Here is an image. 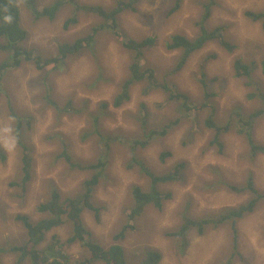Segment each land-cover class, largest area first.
<instances>
[{
  "label": "rangeland",
  "instance_id": "374dc122",
  "mask_svg": "<svg viewBox=\"0 0 264 264\" xmlns=\"http://www.w3.org/2000/svg\"><path fill=\"white\" fill-rule=\"evenodd\" d=\"M17 1L22 26L29 35L23 46L42 58H53L58 55L61 44L85 36L90 27L103 22L97 15L85 13L81 14L76 28L65 31L63 24L71 15L70 5H65L51 21L37 19L25 0ZM55 1L37 0L35 4L42 10ZM77 1L103 6L107 10L117 3V0ZM206 1L183 0L180 9L171 15L175 0H140L135 12L126 10L118 16L122 39L103 33L92 53L87 52L77 60L69 59L64 67L53 69L51 65L42 72L34 64L24 62L0 81V153L6 155L5 160L0 156V246L25 242L27 233L17 217L28 215L32 221L45 217L38 211V206L48 200L52 186L63 196L84 191V182L92 171L71 169L70 165L58 161L56 155L58 149L61 150V143L50 135L57 131L65 136L75 162L84 166L93 164L109 148H105L98 136L84 139L91 118L82 109L85 100L90 101L88 109L93 112L98 110L101 102L107 101L111 104L107 112L110 117H103L100 122L103 136H112L118 141L111 143L105 175L92 199L101 214L97 218L92 210L83 213L89 230L87 239L109 247L115 243L114 238L122 228L130 224L134 225V230H128L121 242L128 264H142L148 251H158L162 255L159 264H264V200L238 223L240 247L237 252L232 250L234 232L228 223L220 227L210 224L204 233L195 229L186 237L171 235L184 224V216L216 219L222 212L237 208L252 198L248 191L233 193L226 185L212 189L209 184L214 181L241 185L253 175L257 190L264 195V153L259 152L253 157L233 123V131L222 136L223 153L219 154L214 148L207 154L215 133L206 126L212 115L217 122L225 124L232 112L237 121L238 114L248 118L264 108V98L250 97L255 92H264L261 68L264 63V23L246 15L249 11H264V0H215L209 28L223 27V35L235 46L234 50H227L218 41H210L175 72L181 52L169 50L167 45L174 35L192 39L199 34ZM147 37L155 38L156 43L146 50L144 61L147 67L155 68L158 82L153 87L147 81L134 85L129 102L116 109L112 103L119 87L129 77L131 62V53L123 43L127 38L141 41ZM8 53L0 50V63L7 59ZM236 59H242L252 68L250 78L236 75ZM205 60L208 63L203 68ZM103 69L113 83H97V76ZM163 84L170 87L174 96L187 94V103L193 109L183 108L185 100L171 98L161 87ZM48 86L52 88L50 93ZM46 92L48 99L51 95L49 101L70 112L57 113L56 107L46 101ZM70 100L74 101V107L66 106ZM201 104L205 107L194 111ZM13 111L23 117L22 140L30 145L35 161L34 178L25 194L11 186L19 178L22 165V147L16 138L17 123ZM254 135L256 142L264 145V116L256 120ZM136 140L145 145L138 144L133 148ZM167 152L170 156L164 158L163 154ZM134 158L159 176L169 173L178 164L185 163L186 166L177 182L161 187L172 194L164 209L149 206L133 221L129 218L134 207L133 189L141 186L149 190L151 185L149 177L133 164ZM71 230L70 224L54 229L40 248H45L52 236L57 235L72 264L83 260L88 254L86 248L80 243H66ZM16 260V255L9 254L0 259V264H16ZM25 264L33 263L28 258Z\"/></svg>",
  "mask_w": 264,
  "mask_h": 264
},
{
  "label": "trees",
  "instance_id": "16d2710c",
  "mask_svg": "<svg viewBox=\"0 0 264 264\" xmlns=\"http://www.w3.org/2000/svg\"><path fill=\"white\" fill-rule=\"evenodd\" d=\"M36 1L37 0H25L27 5L32 8L37 19L47 18L53 21L65 5H70L72 7L71 15L63 24V29L65 31L76 28L80 23L81 14L85 13L97 15L103 20V22L99 25L90 27L85 36H80L72 41H66V43L61 44L58 47V55L53 58H42L40 56H35L34 52L23 46V42L29 35L22 26L21 9L18 1L0 0V50L10 52L6 57L7 59L0 63L1 82L7 74L21 67L24 62L34 64L36 69L42 72L46 71L47 67L51 65L53 66V69L64 67L68 64L69 59L77 60L87 52L92 53L97 44L98 37L103 33H109L112 36L117 35L119 39H122L123 31L120 27L118 16L126 10H132L135 12L136 5L140 0H117L116 6L111 10H107L102 6L81 4L77 0H57L42 10H39L35 4ZM182 1L183 0H175V5L170 12L171 15L180 9ZM214 4H216L215 0H207L203 3L204 13L199 24L200 31L197 36L189 39L184 35H174L171 42L167 45L169 50L181 52L180 59H178L177 63L178 68L175 72L181 70L186 65L191 55L205 47L210 41H218L227 50H234L235 46L227 41L223 35L225 33L223 27L209 28L208 22L212 16V7ZM246 15L254 21H262L264 23V11L258 13L249 11ZM155 43L156 39L153 37H147L141 41L127 38L124 41L123 46L131 53V62L129 64V77L119 87L118 94L115 96L112 103V106L116 109H121L129 102L131 89L134 85L147 81L149 86L153 87L154 84L158 82L155 68L147 67L144 61L146 50L153 47ZM207 63L208 60H205L202 65L203 68ZM261 68L264 75V63H262ZM234 69L236 75L241 78H250L252 74V68L243 62L242 59L235 60ZM48 72L51 73L52 71ZM101 81L106 83L114 82L113 79L107 76V72L104 69L101 74L97 76V83H100ZM201 82L207 90L208 86L205 80L202 79ZM94 85H96V82H94ZM161 87L171 98L184 99L185 104L183 108L187 110L193 109V107H190L187 103V94L178 93L174 96L172 90L167 84H163ZM51 90L52 88L48 86L49 93ZM250 97L252 99L256 97L263 99L264 92L261 94L255 92L253 95L250 94ZM45 98L48 104L56 107L55 109L57 113L68 114L70 112L68 108H60L56 102L49 101L51 95H49L48 99L47 92ZM89 104L90 101L85 100L82 109L83 112L89 113V117L91 118L90 126L88 131L84 134V139L91 136H98L105 144V148L107 147L109 149L104 151L93 164L84 166L81 163L74 161V156L71 153V145L66 140L65 136L57 131L51 132L52 134L50 135V138L53 140H59L61 143V150L63 149L62 152L58 149L56 155L57 160L70 165L71 169H89L92 171V175L89 179L85 180L84 191L82 193H74L75 195L72 194L73 196H63L62 192L57 187L52 186L49 190L48 200L38 206V211L45 215V217L39 221H32L28 215H19L17 221L21 222L26 230V240L22 245H12L9 247L0 246V259L5 255L11 254L17 256L16 264H25L28 258L33 264H72L69 255L63 250V242L57 235L52 236V241L45 248H40L42 243L46 240L48 233L52 232L54 229L70 224L72 230L66 243H80L86 248L88 253L83 260L73 264H128L126 251L121 242L126 238L128 230H134V225L127 224L124 226L115 236V243L106 248L99 243L87 239L89 230L83 218V213L85 210H92L95 212L97 218H99L101 214L100 208H96L93 205L92 199L95 189L105 175L111 143L118 141L117 138L112 136H103L100 123L103 117H110L107 112L111 104L107 101L101 102L98 105V110L96 112L88 109ZM66 106L74 107V101L70 100ZM204 107L205 106H202L201 104L197 106L196 109L194 108V111H200L201 108ZM12 116L17 123L16 138L22 147V165L19 178L12 182L11 186L15 187V189H21L25 194L34 178L33 165L35 162L30 145L22 140L23 117L19 116L14 111L12 112ZM233 116L234 113L232 112L229 115L230 119H228L225 124L217 122L214 115L208 118L206 126L214 131L215 135L209 143L207 154L214 148L218 149L219 154L223 153L225 144L222 140V136L233 131V123L236 125V132L238 135L246 140L249 146V151L253 157H256L259 152L264 153V145L258 144L254 135L256 120L260 116H264V108L250 114L248 118H243L241 114H238L237 121H234ZM28 120L30 122L32 121L31 116ZM153 134L156 135L157 132L154 131ZM138 144L145 145V143L136 140L133 144V148ZM0 156L2 157V160L6 159L4 153H0ZM168 156H170L169 152L163 154L164 158ZM133 164L138 165L142 172L149 177L151 183L149 190H144L141 186H136L133 189L134 207L131 210L129 218L134 221L140 217L149 206H153L159 210L164 209L165 202L172 198V194L161 190V187L171 182H177L180 179L181 172L186 164H178L171 169L169 173L161 176L154 174L143 162L138 161L136 158L133 159ZM224 185H226L228 191L233 193L239 194L248 191L252 198L237 208H232L225 213L222 212L216 219H194L190 216H184V224H182L178 231L171 232V235L186 237L187 234L195 229L204 233L210 224L215 227H220L228 223V225L232 226L234 232L232 250H234L233 252H237L240 247L237 225L241 220L245 219L256 210L259 202L264 200V195H260L257 190L253 175L249 176L247 181L241 185L229 182L221 184L220 182L214 181L209 184V187L214 189ZM161 260L162 255L158 251H148L147 257L142 264H159Z\"/></svg>",
  "mask_w": 264,
  "mask_h": 264
},
{
  "label": "bare ground",
  "instance_id": "6f19581e",
  "mask_svg": "<svg viewBox=\"0 0 264 264\" xmlns=\"http://www.w3.org/2000/svg\"><path fill=\"white\" fill-rule=\"evenodd\" d=\"M105 6V5H104ZM103 7V6H102ZM108 7V6H107ZM151 49V48H150ZM58 73V72H57ZM55 75V74H54ZM209 77V76H208ZM54 79V78H53ZM53 79H52V81H53ZM54 88V87H53ZM35 162V161H34ZM226 175V174H225ZM223 176H224V173H223ZM226 177H228V176H226ZM255 177H256V175H255ZM118 180V179H117ZM119 181H121V180H119ZM257 182V181H256ZM120 184H123V183H121L120 182ZM256 184V183H255ZM120 186H122V185H120ZM257 188V187H256ZM120 189V188H119ZM260 189V188H259ZM261 191V190H260ZM262 192V191H261ZM260 195H262V194H260ZM192 218H194V217H192ZM195 219V218H194ZM250 255V254H249Z\"/></svg>",
  "mask_w": 264,
  "mask_h": 264
}]
</instances>
